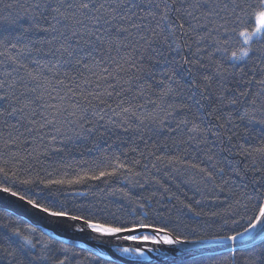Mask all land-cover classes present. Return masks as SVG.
<instances>
[{
	"label": "snow or ice",
	"instance_id": "6c2138e0",
	"mask_svg": "<svg viewBox=\"0 0 264 264\" xmlns=\"http://www.w3.org/2000/svg\"><path fill=\"white\" fill-rule=\"evenodd\" d=\"M0 194V264H264V0H0Z\"/></svg>",
	"mask_w": 264,
	"mask_h": 264
},
{
	"label": "water",
	"instance_id": "95a60500",
	"mask_svg": "<svg viewBox=\"0 0 264 264\" xmlns=\"http://www.w3.org/2000/svg\"><path fill=\"white\" fill-rule=\"evenodd\" d=\"M0 206H5L13 210L16 217L28 218H38V213H33L31 209L24 203L15 200V198L8 197L7 194H0ZM259 243V239L257 240ZM126 246H135L133 242H128ZM111 255V253H109ZM125 259L130 260L131 258L126 257ZM135 264V262H133Z\"/></svg>",
	"mask_w": 264,
	"mask_h": 264
},
{
	"label": "trees",
	"instance_id": "16d2710c",
	"mask_svg": "<svg viewBox=\"0 0 264 264\" xmlns=\"http://www.w3.org/2000/svg\"><path fill=\"white\" fill-rule=\"evenodd\" d=\"M90 183H93V182H90ZM116 186L119 187V186H121V185H120V184H117ZM78 187H79L80 190H82V191H88V192H89V196H87V197H83L84 199H92V198H94V197H93V192H94V196H95V197H99V196L103 195V194H102L100 191H98V190H91V189L89 188L88 185L78 186ZM188 195H189V196H192V192L189 191V192H188ZM14 218H15V217H14Z\"/></svg>",
	"mask_w": 264,
	"mask_h": 264
}]
</instances>
